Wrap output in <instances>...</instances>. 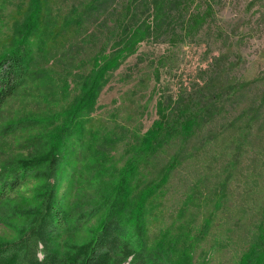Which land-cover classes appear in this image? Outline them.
Instances as JSON below:
<instances>
[{
    "label": "rangeland",
    "instance_id": "obj_1",
    "mask_svg": "<svg viewBox=\"0 0 264 264\" xmlns=\"http://www.w3.org/2000/svg\"><path fill=\"white\" fill-rule=\"evenodd\" d=\"M89 1L0 0V58L15 50L32 74L0 107V171L44 156L77 125L88 128L96 152L72 165L90 167L83 179L99 184L129 171L140 188L167 180L151 201L149 242L177 227L193 240L194 264H253L249 255L264 264V0H180L168 35L141 42L99 79L128 0H105L98 10ZM199 8L205 23L182 41L185 13ZM87 79L96 88L89 104ZM160 98L169 119L183 104L202 102L215 117L187 141L157 135V150L139 155L146 132L158 126ZM57 165L54 189L63 195L69 173ZM43 173L0 207V239L17 237L19 221L6 217L36 204ZM180 220L186 226H176Z\"/></svg>",
    "mask_w": 264,
    "mask_h": 264
},
{
    "label": "trees",
    "instance_id": "obj_2",
    "mask_svg": "<svg viewBox=\"0 0 264 264\" xmlns=\"http://www.w3.org/2000/svg\"><path fill=\"white\" fill-rule=\"evenodd\" d=\"M143 1L128 0L125 5L112 35V61L99 67L96 73L98 79L112 66V69L117 68L122 58L133 54L141 42L168 35V29L174 23L172 6L178 8L180 0ZM102 2L105 0H91L88 6L98 10ZM187 3L188 0H181L182 5ZM200 8L193 13H185L187 18L184 21L182 33L185 35L181 37L182 41L205 23L207 14ZM172 44L177 45V42ZM31 76L27 63L15 50L1 57L0 107L18 95L20 88ZM86 82L84 96H88L86 100L89 104L95 98L96 88H93L94 81L87 79ZM159 100L158 126L146 132L139 155L142 150L147 153L157 150L154 144L158 140L152 141L157 135L158 139L162 136L168 140L181 138L187 141L215 117L213 113H206L208 104L202 102L199 105L183 104L169 119L167 106L163 99ZM84 103L87 104L86 101ZM74 128L77 133H68L60 143L53 141L54 154L50 150L44 156L23 160L0 171V207L16 198L18 187L36 172H44L41 187L36 189L39 192L36 204L27 207V210L20 207L18 216L6 217L8 222L19 221L18 235L14 239H0V264H194L193 240L187 242L183 232L175 233L177 227L175 230L170 228L161 231L156 240L148 241L147 215L153 207L151 201L167 180L153 179L140 188L129 171L121 175L112 172L99 184L96 177L93 181L90 177L83 179V171H90V167L77 170L72 165L80 164L79 161L86 162L87 156L96 152L97 143L96 138H91L88 128L81 130L79 125ZM173 161L175 163V159ZM60 162L69 173L70 180V187L63 195L54 189L56 177L53 172ZM171 166L172 163L169 168ZM59 172L62 174V169ZM99 174L101 171L97 172ZM73 186H76V193L72 190ZM81 186L85 190L78 192ZM89 186L95 188L87 193ZM138 193L140 196H137ZM72 199L77 203L75 206L68 203ZM181 211L185 212L184 207ZM181 222L176 226H186V223L184 225ZM261 244L263 246L260 250H263L262 240ZM38 252H41V256ZM259 260L252 255L248 256V263L257 264Z\"/></svg>",
    "mask_w": 264,
    "mask_h": 264
}]
</instances>
